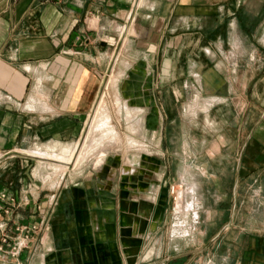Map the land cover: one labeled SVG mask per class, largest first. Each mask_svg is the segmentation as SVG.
Listing matches in <instances>:
<instances>
[{"label":"crops","instance_id":"0c3cea01","mask_svg":"<svg viewBox=\"0 0 264 264\" xmlns=\"http://www.w3.org/2000/svg\"><path fill=\"white\" fill-rule=\"evenodd\" d=\"M109 71L158 156L37 190L26 152L76 142ZM263 87L264 0H0V243L40 227L0 264H264Z\"/></svg>","mask_w":264,"mask_h":264},{"label":"rangeland","instance_id":"374dc122","mask_svg":"<svg viewBox=\"0 0 264 264\" xmlns=\"http://www.w3.org/2000/svg\"><path fill=\"white\" fill-rule=\"evenodd\" d=\"M250 45H251V43H249V41H248L247 46L249 47ZM115 73H116V71H109L107 73L105 80H104V83H103V86H102V89H101L100 94L98 96V99H97V101L93 107L92 112L90 113V117H89V119L86 123V126L84 128L83 134L76 141V143H78V146L80 147L85 142V140L88 142H91V136L88 135L90 124H91V118H92V115L97 113L98 110H101V107H103V106H106L108 113L111 114L110 122L113 125V127L115 126V129L118 132V137L115 138L116 140H114L110 144L104 145L103 147H98L99 145H96L95 147H98V148L94 149V151H92L93 153L91 152L90 155L87 156L86 159H84V161L80 162V164H78V165H75V162H72L70 164H65V163L62 164V162H60L59 160L53 159V158H39V157L30 155L32 162H30V164L28 166L23 167L21 171L23 173V175H22L23 177L30 178L31 181L30 180H29L30 182L28 181L29 184L30 183L33 184L34 187L37 186V190H40L41 192L47 191L49 193L50 192L54 193L64 183L68 182L72 178L79 176L80 174L84 175V174H88L91 172L101 170L102 168H104V165L106 166V161H110L112 158L119 159V161L122 164L125 162L137 160L141 156H144L146 154L158 156L157 145L160 143L159 130L157 131V133L155 135L146 134L147 132L145 130L144 123H143V116H144L145 110L142 107L137 106L138 112L133 111L134 114H140L141 115V118L138 120L139 121V123H138L139 127L136 129L135 132H133L127 128L125 120L122 116L121 109L119 107L123 103V101H127V100L125 98H123L122 95L119 94L117 91V82L119 79V75H114ZM237 73H241V72L238 71ZM242 74H244V76L247 79L251 78V76L253 75V73H251V72H249L248 74H246V72H243ZM246 89H247L246 93L249 96L250 92L248 90H250V88L247 87ZM260 91H262V92H259V93L262 96H264V87ZM156 103H157L158 107L161 109L162 114H164L163 108H162L158 98L156 100ZM127 104H129V103L127 102ZM168 105L171 106V103H169ZM182 105L185 107H186V105L194 107L196 104L192 101V98H190V100L188 102H185ZM180 106H181V104L179 105V108H180ZM152 107H153V105L151 106V109H152ZM187 127L189 129L188 125H187ZM170 131H171V134H174V132H175L174 129H172ZM146 135L148 136L150 142L146 140ZM127 137L135 138L136 140H138V142L141 144V146L139 147V146H135V145L132 146L130 144H127V140H126ZM93 146H94V144L91 145L90 147H93ZM38 147L39 146H36L32 149H29V151L35 150ZM40 148H42V147H40ZM42 150H46V148H42ZM29 151H27L26 153L28 154ZM78 151L79 150L77 149L76 154H78ZM50 152H52V151H50ZM56 152H60V151H56ZM60 164L67 166L68 168L63 169V168L59 167ZM130 169H131V167H130ZM170 184H175L176 188L180 187L179 183L172 181L171 183L168 184V189H169ZM182 186H183V189H178V193H177V197H176V203L174 202L173 198H171V206H170V213L172 215L174 214V215L179 216L181 218V221L179 222L178 225H182V222L184 221V218L181 217L177 213V209H178L177 203H178L179 194L182 191H187L186 189H188V191H189L188 187H191V184H187V185L183 184ZM190 190L192 191L193 195L195 196V201H199L198 199H196V195H195L196 187H192ZM188 191H187V193H188ZM169 194H170V192H169ZM191 195L192 194L190 192L189 197ZM183 200H184L185 204H189L191 202V197L187 198V200L185 197ZM201 204H199V202L197 203V212L199 209L198 207ZM174 207H175V210L173 209ZM202 209L203 208H201L197 214V217L199 216V218H202L201 217L202 216ZM190 212H191V214L189 213L190 215L188 214V216H187V222H188V218L190 216H191V218H194L193 211H190ZM195 219L196 218H194L193 220H195ZM187 222L185 225L184 224L182 225L183 231H182L181 235H185L188 232V230H187L188 223Z\"/></svg>","mask_w":264,"mask_h":264},{"label":"bare ground","instance_id":"6f19581e","mask_svg":"<svg viewBox=\"0 0 264 264\" xmlns=\"http://www.w3.org/2000/svg\"><path fill=\"white\" fill-rule=\"evenodd\" d=\"M127 102L128 101H123V103L119 107L121 109L122 116L125 120L127 128L135 132L136 129L139 127L138 120L141 118V115L134 114L133 111L138 112L137 110L138 107L127 104ZM203 108L207 109L206 106H204ZM110 119H111V114L108 113L107 107L103 106L101 107V110H98L97 113L92 115L91 124L89 128V134H88L91 136V142H88L85 140V142L80 147L78 146V143L76 142L67 144V145H61L59 147L57 145H49L47 146L46 150H42V148L38 147L35 150H31V151L28 150L29 151L28 154L31 156L39 157V158H53V159L59 160L60 162H62V164L64 163L70 164L72 162H75V165H78L80 164V162L84 161V159H86V157L89 156L90 153L94 151V149H97L98 147H103L104 145L110 144L111 142L116 140L115 138L118 137V132L115 129V126L113 127V125L111 124ZM126 140H127V144H130L132 146L134 145L139 146V147L141 146L138 140H136L133 137H127ZM93 144L94 146L90 147ZM96 145H99V146L95 147ZM77 149L79 150L78 154H76ZM56 151H60V152H56ZM59 167L63 169L68 168L67 166H64L61 164ZM186 193L187 191L180 192L178 203H177L178 205L177 213L181 217L184 218L182 225L186 224L187 216L189 213L191 214L190 211H193L194 218H197V214H198L197 201H195L194 195L189 204L184 203L183 199L187 196ZM182 225H179V226L182 227Z\"/></svg>","mask_w":264,"mask_h":264},{"label":"built area","instance_id":"2783aa9c","mask_svg":"<svg viewBox=\"0 0 264 264\" xmlns=\"http://www.w3.org/2000/svg\"><path fill=\"white\" fill-rule=\"evenodd\" d=\"M54 1L59 2L60 0ZM1 159L2 155H0V161ZM178 189L179 188H176L175 184L169 185L170 197L173 198L175 203ZM2 197H5V195L3 194ZM24 201L27 203L29 199L25 198ZM173 209L175 210V207ZM39 229L40 227L37 224L20 225L17 227L18 235L14 237L13 240H10V237L4 234L0 243V252H8L13 257H17L23 249L28 247L32 235Z\"/></svg>","mask_w":264,"mask_h":264}]
</instances>
